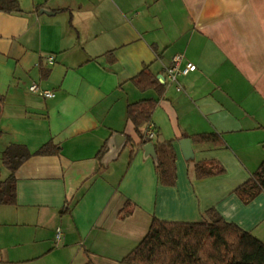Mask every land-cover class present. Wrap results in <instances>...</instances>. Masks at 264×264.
<instances>
[{
    "label": "crops",
    "instance_id": "0c3cea01",
    "mask_svg": "<svg viewBox=\"0 0 264 264\" xmlns=\"http://www.w3.org/2000/svg\"><path fill=\"white\" fill-rule=\"evenodd\" d=\"M19 2L0 10V152L32 154L16 202L0 203V264H128L155 217L199 222L210 208L264 241V192L246 203L235 191L264 161V0ZM176 55L197 69L171 82ZM144 68L162 92L136 85ZM144 99L157 103L141 130L154 126L155 151L175 146L173 185L128 116ZM204 132L221 139L194 140ZM50 141L56 151L35 153ZM211 162L223 171L199 176Z\"/></svg>",
    "mask_w": 264,
    "mask_h": 264
},
{
    "label": "trees",
    "instance_id": "16d2710c",
    "mask_svg": "<svg viewBox=\"0 0 264 264\" xmlns=\"http://www.w3.org/2000/svg\"><path fill=\"white\" fill-rule=\"evenodd\" d=\"M0 10L22 11L19 0H0ZM141 89L156 87L163 91L162 84L144 68L133 78ZM4 102L0 94V104ZM156 99H144L130 103L128 116L134 122L143 143H149L146 131L141 127L149 123ZM221 136L216 132L199 133L198 142H217ZM58 147L51 141L35 153L50 154ZM156 170L160 182L173 185L176 182V149L173 141L156 143ZM32 153L25 145L12 144L2 152L3 162L12 173L0 179V203L16 202V176L18 165ZM197 165L199 176L221 172L223 168L211 162ZM246 203L264 192V161L249 179L235 190ZM122 262L128 264H264V241L234 222L227 221L215 208L204 213L199 222L168 221L154 218L146 236L128 253Z\"/></svg>",
    "mask_w": 264,
    "mask_h": 264
},
{
    "label": "built area",
    "instance_id": "2783aa9c",
    "mask_svg": "<svg viewBox=\"0 0 264 264\" xmlns=\"http://www.w3.org/2000/svg\"><path fill=\"white\" fill-rule=\"evenodd\" d=\"M49 62H53L54 61V56L53 55H49L48 58ZM182 60V56L181 55H176L173 58V63L172 65L168 68V79L171 82H177L178 80V76L181 74H187L190 71H194L197 69V65L193 62H187L185 67H181L180 63ZM180 88V87H179ZM30 89L34 92L40 93L43 96L46 97H54L55 96V92L49 89H43L38 83L33 82L30 85ZM146 134L149 138H154L156 136V132L154 129L153 125H149V127L146 130ZM61 234H62V230L61 228L57 229V238L60 239L61 238Z\"/></svg>",
    "mask_w": 264,
    "mask_h": 264
},
{
    "label": "water",
    "instance_id": "95a60500",
    "mask_svg": "<svg viewBox=\"0 0 264 264\" xmlns=\"http://www.w3.org/2000/svg\"><path fill=\"white\" fill-rule=\"evenodd\" d=\"M181 145H182V147L188 146L191 149V140L189 138L183 139V140H181ZM144 149H145V154L146 155H148V156L150 155L155 160H157V154H156L155 146H154L153 142L147 143L145 145ZM118 150H120V146H118L115 150L113 149V151H115V152H118Z\"/></svg>",
    "mask_w": 264,
    "mask_h": 264
},
{
    "label": "rangeland",
    "instance_id": "374dc122",
    "mask_svg": "<svg viewBox=\"0 0 264 264\" xmlns=\"http://www.w3.org/2000/svg\"><path fill=\"white\" fill-rule=\"evenodd\" d=\"M1 157H2V156H1V152H0V168H1V169H0V174H2L1 171H2V169L4 168V166H3L4 164H3V162H2ZM2 176H4V175H2ZM0 179H5V177H2V178H0Z\"/></svg>",
    "mask_w": 264,
    "mask_h": 264
}]
</instances>
